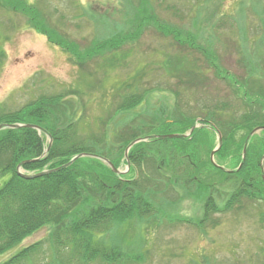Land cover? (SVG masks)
<instances>
[{
  "label": "rangeland",
  "instance_id": "obj_1",
  "mask_svg": "<svg viewBox=\"0 0 264 264\" xmlns=\"http://www.w3.org/2000/svg\"><path fill=\"white\" fill-rule=\"evenodd\" d=\"M28 2L42 11L51 28L79 44L82 51L90 48L93 41H106L141 30L142 35L137 41L125 45L121 51L109 53L121 59L114 68H110L114 64L112 62L104 65L105 55L86 60L85 70H80L66 52L31 29L28 17L22 12H7L0 6V51L5 54L3 62L0 61V104L7 103L11 109H19L40 96L78 88L82 97L78 106L83 113L80 129L84 135L101 133L104 128L102 120L126 95L135 93L145 95L141 103L119 113L111 125L127 122V126L134 130L145 132L142 134L147 138L154 134H181L180 128L193 120L206 126L203 123L208 118L205 106L212 108L221 105L223 100L227 105L233 103L231 111L243 112L236 103L232 88L228 89L223 79L217 81L215 78V68L204 61L203 51L192 48L188 43L179 44L169 32L183 34L180 40H188L189 37L196 47L201 46L202 50H208L217 57V66L242 79L249 78L252 66L259 67L257 63L251 66L250 60L264 58V0ZM142 21L149 25H142ZM260 64L264 72V63ZM193 66L199 70L202 68L199 73L202 77L187 84L184 69ZM34 76H38L36 85L32 83L24 90ZM222 76L225 77L224 74ZM262 77L260 72L253 80L262 82L264 86ZM130 85L132 87L128 88ZM238 93L240 99L264 100L259 95L245 97L242 86ZM174 113H179L183 121L175 123L172 131L168 132L164 123L173 121ZM154 117L158 122L150 128L145 122ZM143 127L146 129L142 131ZM218 144V136L212 129L208 130L206 146L213 151ZM192 145L185 154L193 157V163H198V148L196 144ZM201 145L202 150L203 143ZM125 152L124 162L118 169L125 173L124 176L132 178ZM221 157L216 156L214 160L227 170L238 166L237 160L231 156ZM206 169L211 175H217L218 170L213 167ZM143 170L151 177L160 178L150 164H144ZM165 181L163 177L162 181L158 180L162 183L156 191L158 200L154 201L160 213L147 216L142 222L137 219L123 227L112 226L107 237L109 242L121 245L126 252H142L145 257L139 264H264V208L259 203L243 200L245 206L241 209L236 204L234 210L214 213L200 228L194 223L203 215V197L198 193L204 191L197 190L193 184L190 185L192 192L181 186L176 190L172 186L165 188ZM214 185L220 190L216 196L222 204L228 198L225 192L230 191L229 184L225 186L223 182L216 184L215 181ZM208 193L207 190L205 196ZM49 231V228L42 229L1 254L0 263L9 260L20 249L43 241ZM49 245L48 242L44 244L43 252L33 258L31 264H57L53 248Z\"/></svg>",
  "mask_w": 264,
  "mask_h": 264
},
{
  "label": "trees",
  "instance_id": "obj_2",
  "mask_svg": "<svg viewBox=\"0 0 264 264\" xmlns=\"http://www.w3.org/2000/svg\"><path fill=\"white\" fill-rule=\"evenodd\" d=\"M0 6L7 12H22L28 17L30 28L46 36L52 44L66 52L80 70H85L83 67L86 60L105 55L107 58L104 65L112 62L114 64L110 68H114L115 63H119L121 59H116L109 53L121 51L125 45L137 41L142 35L141 30H138L135 31L138 34L117 35L106 41L96 40L91 43L90 48L82 51L79 44L51 28L42 11L28 0H0ZM151 22L150 20L149 24ZM141 23L146 26L148 24L146 21ZM169 34H173L179 44L188 43L192 48L203 51L204 61L215 68L214 76L217 81L223 79L225 86L232 88L236 103L243 112L231 111L233 103L227 105L223 100L221 105L212 108L205 106L208 118L203 123L212 121L222 135V146L216 156H222V159L231 156L237 160L238 166L242 162L243 166L227 172L212 164V151L206 146L209 129L205 126L196 128L187 138L174 140L162 138L164 135L159 134H154L152 138L143 137L145 127L140 133L127 126V122L118 125L115 122V126H112V121L119 113L129 111L141 103L145 96L143 93L126 95L115 110L102 120V132L88 135L82 134L80 129L83 113L78 106V100L82 98L78 88H66L68 90L55 95L40 96L19 109H11L7 103H2L0 125L30 124L38 126L40 130L24 126L0 131V255L42 229L49 228L50 231L43 241L20 249L9 260L0 264H31L33 258L43 252L47 242L53 248L57 264L141 263L145 257L142 252H126L121 245L109 242L107 237L114 225L123 227L128 222L138 221L137 219L142 222L147 216L160 213L154 201L158 200L156 191L161 187L162 182L158 180L162 181V177L167 180L165 188L172 186L176 190L181 186L192 192L190 188L193 184L197 190L204 191L198 193L203 197V215L194 223L200 228L214 213L234 210L236 204L241 209L245 206L243 200L259 203L264 208L261 166L264 159V131L252 137L246 159H242L243 148L250 133L258 127H264V100L240 99L238 93L242 86L245 88V97L259 95L264 98L262 82L253 80L260 72L264 78L260 67L264 58L254 57L255 60H250L251 66L257 63L260 68L252 66L249 78L242 79L217 66V57L208 50H202L201 46L196 47L189 37L188 40H180L183 34ZM3 59L5 54L0 51V61L3 62ZM200 70L196 66L190 69L185 67V83L201 78ZM177 75L176 72V77ZM37 77H32L23 86L24 90L32 83L35 86ZM225 80L229 84L226 85ZM236 80L240 82V86ZM127 87L131 88L132 85ZM173 117V121L164 123L168 132L172 131L175 123L183 121L179 113H174ZM157 122L158 119L154 117L145 123L154 128ZM195 124L193 120L180 128L181 134L187 133ZM139 139L142 140L130 149L128 160L126 158L133 177L116 174L104 160H109L116 168H120L126 148ZM192 144H196L198 148V163H193V157L185 154L189 146L193 147ZM84 153L92 156L78 158L66 166L74 157ZM146 163L154 167V173L159 175V179L143 170ZM19 166L27 173H47L28 179L18 174ZM206 167L218 170L217 175H211ZM215 181L216 184L223 182L225 186L228 183L230 187V191L225 192L228 198L222 204L216 196V192L220 190L214 185ZM207 190L209 193L205 196Z\"/></svg>",
  "mask_w": 264,
  "mask_h": 264
},
{
  "label": "water",
  "instance_id": "obj_3",
  "mask_svg": "<svg viewBox=\"0 0 264 264\" xmlns=\"http://www.w3.org/2000/svg\"><path fill=\"white\" fill-rule=\"evenodd\" d=\"M24 126H27V127H30V128H34V129H38V130H40V128L38 127V126H35V125H30V124H28V125H23V124H11V125H0V131H2V130H4V129H7V128H9V129H17V128H21V127H24ZM195 128V127H194ZM193 128V129H194ZM216 130V129H215ZM261 130H264V127H260V128H257V129H255V130H253L252 132H251V134H250V136L248 137V139H247V142H246V144H245V146H244V150H243V161L245 160V158H246V154H247V149H248V146H249V142H250V140H251V138L255 135V134H257L258 132H260ZM216 132L219 134V140H220V142H219V146H218V148L216 149V150H214L212 153H211V160H212V162L215 164V166H218L215 162H214V156H215V153H216V151L221 147V145H222V136H221V134L216 130ZM188 135H180V134H170V135H164V136H161L162 138H167V139H181V138H186ZM142 139H139V140H137V141H135V142H133L132 144H130L129 146H128V148H127V150H126V152H125V155H126V157H128V153H129V151H130V149L135 145V144H137V143H139L140 141H141ZM88 156H92V155H90V154H86V153H84V154H80V155H78V156H76V157H74L66 166H69V165H71L76 159H78V158H82V157H88ZM104 162L106 163V164H108V166L110 167V168H112V170L116 173V174H122L123 172H121L119 169H117V168H115V166L113 165V163L112 162H110L109 160H104ZM243 166V163H241L240 164V166H239V169L241 168ZM21 169H22V166H19V168H18V174L19 175H21V176H23V177H25V178H28V179H32V178H35V177H40V176H42V175H44L45 173H47V172H40V173H37V174H34V175H26V174H24L22 171H21ZM227 171V170H226ZM262 172H263V178H264V159L262 160Z\"/></svg>",
  "mask_w": 264,
  "mask_h": 264
}]
</instances>
